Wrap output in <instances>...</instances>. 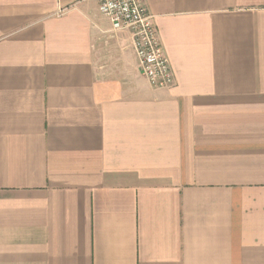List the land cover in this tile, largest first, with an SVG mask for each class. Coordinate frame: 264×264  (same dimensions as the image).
<instances>
[{"label": "crops", "instance_id": "1", "mask_svg": "<svg viewBox=\"0 0 264 264\" xmlns=\"http://www.w3.org/2000/svg\"><path fill=\"white\" fill-rule=\"evenodd\" d=\"M101 0H0V264H264V0H145L156 90Z\"/></svg>", "mask_w": 264, "mask_h": 264}, {"label": "built area", "instance_id": "2", "mask_svg": "<svg viewBox=\"0 0 264 264\" xmlns=\"http://www.w3.org/2000/svg\"><path fill=\"white\" fill-rule=\"evenodd\" d=\"M100 12L114 30L131 32L139 69L150 85L156 90L172 88L174 72L145 0H101Z\"/></svg>", "mask_w": 264, "mask_h": 264}]
</instances>
